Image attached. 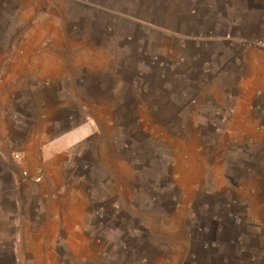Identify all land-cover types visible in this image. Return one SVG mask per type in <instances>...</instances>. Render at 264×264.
Listing matches in <instances>:
<instances>
[{
    "label": "crops",
    "instance_id": "obj_1",
    "mask_svg": "<svg viewBox=\"0 0 264 264\" xmlns=\"http://www.w3.org/2000/svg\"><path fill=\"white\" fill-rule=\"evenodd\" d=\"M53 2L0 3V264H60L66 259L75 264H120L117 235L104 236L90 207L91 201L104 199L105 191L88 185V175L74 157L79 156V146L104 131L103 111H89L90 99H133L123 86L134 81L135 66L105 44L102 33L75 30L71 12H65V5L63 13L52 12L47 5ZM49 22L62 24V30L49 32ZM254 68L263 66L245 65L232 72V78H240L239 91L227 86L217 93V82L201 94L202 99L212 94L223 104L237 100L241 122L227 131L247 144L243 152L225 133L203 122L193 125L198 132L194 143L160 144L164 176L172 166L173 179L186 196L194 198L204 190L218 194L231 185L236 190L242 185L243 200L250 199L253 188L264 193V138L256 133L264 117L256 120L253 110L264 99L256 96H264V77ZM125 70L131 75L125 77ZM117 165L116 183H131L133 167L119 158ZM39 170L42 183L23 180L24 171L35 176ZM110 191L116 194L119 189ZM185 199L187 205L176 211L161 210L166 221L173 214L181 220L194 216ZM171 223L165 246L175 252L166 251L149 264H183L182 251L190 245L180 236V220L172 218Z\"/></svg>",
    "mask_w": 264,
    "mask_h": 264
},
{
    "label": "rangeland",
    "instance_id": "obj_2",
    "mask_svg": "<svg viewBox=\"0 0 264 264\" xmlns=\"http://www.w3.org/2000/svg\"><path fill=\"white\" fill-rule=\"evenodd\" d=\"M64 5L75 30L102 33L105 44L135 66L134 81L123 86L133 99H90L89 111H103L104 131L79 146L78 160L74 157L88 185L105 191L104 199L91 201L90 207L104 236L117 235L120 264H149L166 251L172 255L175 248L165 246L172 218L180 220V236L190 245L182 251L183 264H264V193L253 188L250 199L243 200L242 185L237 190L231 185L218 194L204 190L190 198L175 182L172 166L164 176L159 148L161 143H194L198 132L193 125L203 122L245 150L247 144L227 131L241 122L237 100L223 104L201 94L217 82V93L227 86L239 91L240 78H232V72L245 65L263 66L254 73L264 77V50L241 45L264 42V0H56L47 7L61 14ZM57 27L62 30V24L46 26L49 32ZM165 52L176 62L160 69L152 59H162ZM261 101L258 110L253 108L256 120L264 117ZM261 126L264 119L256 131L264 138ZM118 158L133 167L131 183H116ZM113 187L119 192L112 194ZM185 198L194 216L181 220L173 214L166 221L161 210L176 211L187 205ZM60 264L75 263L66 259Z\"/></svg>",
    "mask_w": 264,
    "mask_h": 264
},
{
    "label": "built area",
    "instance_id": "obj_3",
    "mask_svg": "<svg viewBox=\"0 0 264 264\" xmlns=\"http://www.w3.org/2000/svg\"><path fill=\"white\" fill-rule=\"evenodd\" d=\"M241 45L244 46L247 49L253 48V47H258L261 49H264V42L263 41H252V42H247V41H241ZM175 60L173 58V54L170 52H165L164 55H162V59L159 57H155L152 59L153 65L158 66L160 69H167L170 66L175 64ZM16 160H20V156L16 155L15 156ZM23 180L33 182L35 184H40L44 180V175L43 171L39 170L38 173L35 176H31L27 171H24L23 174Z\"/></svg>",
    "mask_w": 264,
    "mask_h": 264
}]
</instances>
